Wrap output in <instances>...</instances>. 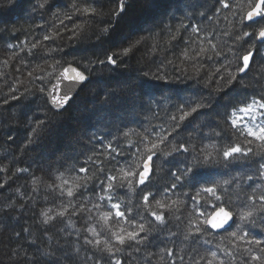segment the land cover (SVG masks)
<instances>
[{
  "label": "trees",
  "instance_id": "obj_1",
  "mask_svg": "<svg viewBox=\"0 0 264 264\" xmlns=\"http://www.w3.org/2000/svg\"><path fill=\"white\" fill-rule=\"evenodd\" d=\"M149 1L131 0L132 6L118 24L115 23L116 17L111 15L116 8L115 0H92L102 15L91 18L73 14L72 20L65 19L64 12L72 13V0H50L55 5L51 12L45 9L35 12L17 9L5 10L0 14V168L5 169L0 171V264H97V261L107 264L106 254L84 243L85 237L91 238L85 230L87 227L95 226L97 230L102 227L97 222V210L92 208V204H101V211H114L106 207L107 201L98 200L103 194L100 187L90 182L83 198L79 193L69 198L67 195L61 197L59 191H53L49 185L53 182L59 184L56 177L61 173L65 178L85 176L86 173L78 171L81 165L89 169L97 166L105 169L125 167L129 153L136 151L135 147L128 148L126 141L135 142L138 137L130 135L124 138V132L135 130L143 133L148 128L154 136L164 122L162 108L174 111V105L191 97L194 92L207 95L212 91L215 99L223 95L214 91V83L205 86L203 74L199 83L196 79L188 78L194 69L190 62L182 64L178 57L181 50L188 46L185 42L193 36L192 28L196 27L201 29L200 37L207 36L212 44L227 54L228 59H232L229 49H247L246 40L251 38L237 40L236 37L244 30L253 29L241 27L238 22L239 9H223L217 0H153V8L148 6ZM229 2L235 4L237 0ZM53 12L60 13L59 18L54 17ZM62 19L63 24L60 23ZM109 19L115 27L105 34L102 29L108 26L106 21ZM181 23L187 28H181ZM75 24H83V29L77 28L73 32ZM177 29L180 31L176 32ZM174 33L177 38L171 40ZM45 35L51 38L45 40ZM138 37L149 39L146 45L122 57L123 62L115 71H111V66L106 62L99 63L100 60L106 61V54L118 52L127 46L130 39ZM201 43L211 48L208 41L201 40ZM33 44L37 47L32 48ZM256 44L259 54L255 56L248 79L260 80L264 84V79H261L264 75L261 73L264 48L260 47L258 41ZM152 45H156V49H152ZM208 54L212 55L211 51ZM169 60L174 61L177 67L168 64ZM89 62L90 67L86 70L84 66ZM203 62L206 67L219 64L215 59ZM68 65L79 67L91 80L70 104L64 116H53L52 112H48L50 131L42 134L37 142L29 144L31 130L50 107L45 104L49 89L59 72ZM183 67L188 69L187 76L180 71ZM146 73L149 74L147 77ZM152 74L165 79L156 80ZM145 80L150 87H140ZM40 88H44L45 93H41ZM247 91L255 92L258 96L260 88L253 87ZM224 103L226 101H221V104ZM231 110L230 107L227 109L228 112ZM154 112H159L160 118L154 116ZM224 114L225 108L220 107L219 115L213 112L201 116L187 131L181 128L177 130L179 136L173 133L169 137L177 142L191 141L195 147V151H192L190 146L189 152L180 157L183 162L179 163V168L197 165L199 160L194 157L203 159L200 152L202 147L213 151L210 145L221 147L236 139L230 126L222 119ZM164 123L167 127V122ZM218 131L221 132L220 136L215 135ZM109 143L123 155L113 153L107 159L99 155ZM93 152L98 154L96 163L84 164L86 157ZM185 155L186 160L183 159ZM101 161H104L103 165ZM156 164L160 170L151 177L150 191L156 199L163 197L171 205L172 211L164 212L166 217L179 216L180 219L169 220L162 232L154 230L149 241L140 246L139 252L135 248L126 249L116 253L115 258L121 260L122 264H171L172 260L175 264H192L189 257L199 259L204 256L206 259L201 260L200 264H206L207 259H211L210 253L215 251L218 257L225 260V264H233L223 254L222 249L228 245L227 241L221 243V234L202 236L198 243L193 244L191 239L184 240V233L189 219L196 215L195 209L204 203L203 199L200 204L191 199L196 191L232 176L251 174L248 166L237 164L225 168L222 165H209L194 168V171L200 172L202 179L193 187L187 179L183 183L175 181V177L170 175V172L176 171L173 164L167 161L162 164L159 160ZM73 166L76 171H72ZM173 182L176 183L175 188L172 187ZM251 183L242 181L248 191L247 186ZM258 183L264 190V181ZM240 194L243 197L244 193ZM203 196L206 198L207 194ZM69 199L78 208L87 199L85 212L74 215L69 206L62 220L56 218L51 224L42 223L43 211L51 208L53 212L50 215L54 216L61 204L68 206ZM112 202H120L122 210L131 209L137 221H140V217L136 216L138 210L146 219H152L142 207H138L142 204L138 188L135 193L128 192L126 188L114 190ZM89 208L92 209L91 213L87 211ZM89 216L92 218L87 219ZM251 234L264 239L259 220L257 227L251 229ZM204 240L209 243H204ZM165 250L172 251L173 256L169 257ZM48 251L56 253L54 261L42 255ZM180 256L184 257L183 261L179 259ZM246 258V254H238L234 264H241Z\"/></svg>",
  "mask_w": 264,
  "mask_h": 264
},
{
  "label": "snow or ice",
  "instance_id": "obj_2",
  "mask_svg": "<svg viewBox=\"0 0 264 264\" xmlns=\"http://www.w3.org/2000/svg\"><path fill=\"white\" fill-rule=\"evenodd\" d=\"M115 3L116 8L112 10L111 15L116 17L115 23L118 24L124 19L128 8L132 4L131 0H115ZM217 3L223 9L238 8L240 13L238 22L241 27L253 29V31L244 30L236 37L237 40L251 38L246 40L248 48L244 51L229 49V52L232 53V59H228L227 54L219 50L216 44H212L207 36L201 38V29L196 27L192 28L193 36L185 42L188 46L181 50L178 59L182 64L185 62L191 63L194 71L188 78L196 79L199 83L203 74L205 86L214 83V91L223 93V95L219 99H215L212 91H209L207 95L194 92L191 97L174 105V111L162 108L161 110L165 113L163 120L167 122L168 126L165 127V123L162 122L159 125V130L155 131L154 136L148 128H145L143 133L135 130L124 132V138H128L130 135L138 137L135 142L126 141L127 147L130 149L135 147L136 151L129 153V159L126 161L125 167L105 169L103 166H97L95 169H89L81 165L78 171L86 173L85 176L65 178L61 173L56 177L60 183L53 182L49 185V188L53 191L58 190L61 197L67 195L69 198L76 197L78 193L83 198L90 182L100 187L103 194L98 197V200L107 201L106 207H110L114 211H101V204H92V208L97 210V222L102 227L100 230H97L95 226L87 227L85 230L91 238L85 237L84 243L91 246L95 251L106 254L108 257L107 264H122L121 260L115 258L116 253H122L126 249L132 248L139 252L141 250L140 246L149 241V237L154 230L158 229L162 232L169 220L173 218L180 219L179 216L166 217L164 212H171V205L167 204L163 197L156 199L150 191L151 177L160 170L156 164L157 160L162 164L165 161L173 164L176 171L170 172V175L175 177V181L183 183L187 179L193 187L198 185L202 179L200 172L194 171V168L209 165H222L225 168L237 164L247 165L251 174L232 176L222 182H214L213 186H205L196 191L191 199L196 201L197 204H200L201 199H203L204 203L201 207L195 209L196 215L189 219L184 233V240L191 239L192 243L196 244L202 236L219 233L222 235L221 243L227 241L228 245L222 249L223 254L229 257L233 264L235 256L241 253L246 254L247 257L241 261V264H251L252 261L255 264H264V239L251 234V229L257 227L258 220L261 230H264V190H261L262 185L258 183V181H264V84H261L260 80L250 81L248 79V73L255 62V56L259 54L256 42L259 41L260 47L264 48V0H246V2L245 0H237L235 4L230 3L229 0H217ZM53 7L55 5H52L50 0H0V14H3L5 10L14 11L17 9L30 12L45 9L51 12ZM71 9L72 13L64 12V18L67 20H72L73 14L90 18L102 15V12L92 0H79V2L72 0ZM52 14L54 17L59 18L60 13L53 12ZM225 19L227 20V16ZM60 23L63 24L64 20H60ZM106 24L108 26L102 29L105 34L115 27L110 19L106 21ZM180 27L186 29L187 25L181 23ZM77 28L82 30L83 24H75L72 31L75 32ZM179 31L180 29L176 30V32ZM50 38L48 35L44 36L45 40ZM176 38L175 33L170 37L171 40ZM148 39L149 37L130 39L127 46L122 47L118 52L113 51L111 55L106 54V61L100 60L99 63L105 64L106 62L107 65L111 66L110 70L115 71L119 67V63L123 62L122 57H127L134 50H138L141 45H146ZM201 40L208 41L211 48L203 46ZM36 47L37 45H32V48ZM151 47L156 49L157 46L152 45ZM209 51L212 55L208 54ZM214 59L219 61L218 65L213 64L211 67H206L203 62L204 60L212 61ZM90 63L84 66L86 70L90 67ZM168 64L177 67L174 61L169 60ZM230 66L234 67V70ZM180 71L184 75H188L186 67L181 68ZM261 73L264 74V68L261 69ZM148 75L145 74L146 77ZM152 75L156 80L165 79L160 75ZM57 79L67 83L64 84L62 94H59L60 84L54 85V91L48 93L45 104L50 107L45 111L44 118L39 120L31 130L32 135L29 137V144L37 142L42 134L50 131L51 118L48 112H52L53 116H64L69 111L70 101L73 99L76 86L86 82L88 76L84 71H79L70 65L60 72ZM261 79H264V75L261 76ZM140 87H150V85L145 80ZM253 87L260 88L258 96L255 92L249 93L247 91ZM39 91L45 93L44 88H40ZM13 99L19 100L20 98L13 97ZM221 101H226V103L221 104ZM220 107L225 108L222 119L230 126L236 139L221 147L210 145L213 151H208V147H202L200 152L203 153V159L200 160L199 157H194V159L199 160L197 165L187 166L183 169L179 168V163L183 162L180 157L189 152L190 146L192 151H195V147L191 145V141L177 142L175 138L170 140L169 137L173 133L179 136L180 133L177 130L181 128L187 131L201 116H208L213 112L219 115ZM229 107L232 109L230 112L227 111ZM153 115L160 118L159 112H154ZM215 135L220 136L221 132L218 131ZM113 153L116 156L123 155L122 152L109 143L104 146L103 152L99 155H103L107 159ZM97 155L96 152H93L87 156L84 164H95ZM169 157L172 159L169 160ZM183 159L186 160L187 156H183ZM103 163L104 161H101V165ZM4 170L0 168V171ZM76 170L73 166L72 171ZM18 171H27V169H19ZM242 181L252 182L247 186L250 191L245 190ZM172 187H176L175 182H173ZM118 188H126L130 193H135L138 188L142 198V204L138 207H142L144 212L152 219H146L138 210L136 216L140 217V221H137L136 217L132 216L131 209L125 208L122 210L120 202L113 203V192ZM93 190L95 191V188ZM241 192L244 193L243 197L240 194ZM204 193L207 194L206 198L203 196ZM86 204L87 199L78 208L73 200L69 199L68 206L61 204L60 210L56 211L54 216L50 215L53 212L51 208L43 211L42 216L44 219L42 223L45 225L51 224L56 218L62 220L68 212L69 206L73 209L74 215L83 214ZM87 211L91 213L92 209L89 208ZM91 218L89 216L87 219ZM121 221L124 223L122 224ZM102 235L104 236L103 240L101 239ZM170 235H176V233H170ZM204 243H209V241L204 240ZM76 251L79 252L80 249H76ZM165 251H167L169 257L173 256L172 251ZM42 255L53 261L56 257L54 251L43 252ZM210 256L211 259H207L206 264H225V260L218 257L217 252L212 251ZM179 259L183 261L184 257L180 256ZM189 259L192 264H200V261L205 260L206 257L200 256L199 259L189 257ZM97 264H99V261H97ZM171 264H175V261L172 260Z\"/></svg>",
  "mask_w": 264,
  "mask_h": 264
},
{
  "label": "water",
  "instance_id": "obj_3",
  "mask_svg": "<svg viewBox=\"0 0 264 264\" xmlns=\"http://www.w3.org/2000/svg\"><path fill=\"white\" fill-rule=\"evenodd\" d=\"M258 43H259V41H258ZM69 66H70V65H68V66H66V67H69ZM71 66L77 68V70H79V71H82V70H81L79 67H77V66H74V65H71ZM66 67H64V68H66ZM64 68H63V69H64ZM63 69H62L60 72H62ZM60 72H59V74L57 75V77H59ZM85 74H86V73H85ZM86 75H87V74H86ZM87 76H88V75H87ZM57 77H56V79L54 80L53 85H52L51 88L49 89V92L54 91V85H56V84H60L61 87H60L59 94H62L64 84H66L67 82H66V81H65V82H61L60 80L57 79ZM90 80H91V77L88 76V79H87L86 82H84V83L81 84V85H77V86H76L75 91H74V94H73V99L70 101V104H71V103L77 98V96L81 93V91H83V90L86 88V86L88 85V83L90 82ZM49 92H48V93H49ZM215 234H219V233H215Z\"/></svg>",
  "mask_w": 264,
  "mask_h": 264
},
{
  "label": "rangeland",
  "instance_id": "obj_4",
  "mask_svg": "<svg viewBox=\"0 0 264 264\" xmlns=\"http://www.w3.org/2000/svg\"><path fill=\"white\" fill-rule=\"evenodd\" d=\"M152 1H153V0H150V1L148 2V6L153 8L154 5L152 4ZM152 5H153V6H152Z\"/></svg>",
  "mask_w": 264,
  "mask_h": 264
}]
</instances>
